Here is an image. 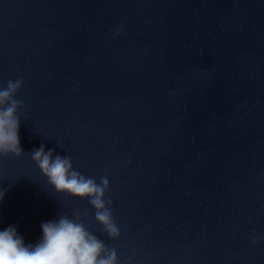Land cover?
<instances>
[{
	"label": "water",
	"instance_id": "obj_1",
	"mask_svg": "<svg viewBox=\"0 0 264 264\" xmlns=\"http://www.w3.org/2000/svg\"><path fill=\"white\" fill-rule=\"evenodd\" d=\"M17 79L0 228L36 242L78 214L119 264H264V0H0V84ZM41 144L108 178L117 239L47 183Z\"/></svg>",
	"mask_w": 264,
	"mask_h": 264
},
{
	"label": "clouds",
	"instance_id": "obj_2",
	"mask_svg": "<svg viewBox=\"0 0 264 264\" xmlns=\"http://www.w3.org/2000/svg\"><path fill=\"white\" fill-rule=\"evenodd\" d=\"M22 83L17 79L9 80L6 86L0 84V155H23L17 115L21 101L15 99ZM30 157L49 185L57 192L88 199L95 209V220L107 235L112 239L120 236L111 211L112 202L105 200L110 183L107 177L97 183L95 178L77 171L70 156L59 155L43 144L34 148ZM4 195L0 190V202ZM40 228L41 237L36 242H26L15 225L0 228V264H119L116 250L108 248L90 231L78 214L74 218L60 215L42 222Z\"/></svg>",
	"mask_w": 264,
	"mask_h": 264
}]
</instances>
